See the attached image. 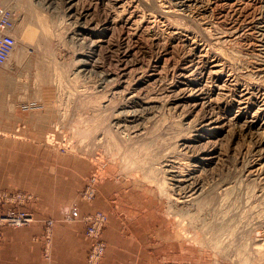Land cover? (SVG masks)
I'll return each instance as SVG.
<instances>
[{"label":"rangeland","instance_id":"374dc122","mask_svg":"<svg viewBox=\"0 0 264 264\" xmlns=\"http://www.w3.org/2000/svg\"><path fill=\"white\" fill-rule=\"evenodd\" d=\"M0 1V264H264V0Z\"/></svg>","mask_w":264,"mask_h":264},{"label":"bare ground","instance_id":"6f19581e","mask_svg":"<svg viewBox=\"0 0 264 264\" xmlns=\"http://www.w3.org/2000/svg\"><path fill=\"white\" fill-rule=\"evenodd\" d=\"M70 1V0H69ZM0 5L1 7L8 11L9 13H11L10 15V18H12V26L11 27H6L7 28V32H10L14 38H15V45H16V37L14 35V29H15V26H16V23H15V17H14V11L9 8V7H6L5 5H3L2 1H0ZM259 12V11H258ZM259 18V17H258ZM235 30V29H234ZM254 30V29H253ZM14 45V47H15ZM13 47V48H14ZM13 52V49L11 50V52L9 53L8 55V58L10 57V55L12 54ZM84 55V54H83ZM6 59V60H7ZM8 61V60H7ZM80 61H82V63H86L85 62V59H80ZM6 62V61H5ZM4 62V63H5ZM88 62V61H87ZM2 63V64H4ZM1 64V65H2ZM83 66V64H82ZM85 66V64H84ZM122 68V67H121ZM263 68V67H262ZM261 68V69H262ZM119 69V68H118ZM78 71H81L80 69ZM120 71V70H119ZM109 75V74H107ZM123 75V74H122ZM184 75V74H183ZM118 76V75H117ZM121 76V75H120ZM119 76V77H120ZM118 77H116L117 79ZM119 79V78H118ZM121 79V78H120ZM177 79V78H176ZM118 81V80H117ZM201 84V83H200ZM181 90V89H180ZM193 92V91H192ZM185 94V92H184ZM191 94V93H190ZM134 95V94H133ZM178 95V94H177ZM181 95V94H180ZM183 95V94H182ZM182 97V96H181ZM180 98V97H179ZM175 99V98H174ZM125 112H123V116L121 117L122 118V121L124 120H130L129 122H132L133 119H134V112L133 111H126L124 110ZM119 117V115H118ZM216 118V117H215ZM119 119V118H118ZM203 120V119H202ZM207 122L203 123V126H204V130L205 131H211V130H214L216 127L218 126H213V123L215 122L212 117H209L207 118ZM118 120H116L115 122H117ZM217 121V120H216ZM120 123V122H119ZM122 123V122H121ZM124 123V122H123ZM118 125V124H117ZM116 125V126H117ZM218 125V124H217ZM123 127L125 128H128L130 130H132L133 132H138L140 129L138 128L139 126L136 125V124H130L128 125H123ZM220 127V126H219ZM122 128V126L120 127ZM127 129V130H128ZM125 131V130H124ZM129 131V130H128ZM201 134V133H200ZM185 149V148H183ZM187 149V148H186ZM187 151V150H184L183 153ZM190 151V150H188ZM187 151V152H188ZM261 151V154L264 152V147L260 150ZM196 153V152H195ZM201 153V152H200ZM198 154V153H197ZM260 155V154H259ZM180 156V155H179ZM264 156V155H263ZM203 159V158H202ZM173 160H174V156H173ZM173 160H168L166 162V170L168 172V181H169V184L172 188V191L176 192V194L179 196L178 198L181 199L183 202L185 203H196L199 201L200 203V198L201 196H203V193L205 194V184L204 182L202 181V179L200 178V176L197 174V175H194L190 169L189 170H183V168H181L180 166H177L174 164V161ZM204 160V159H203ZM176 161V160H175ZM164 164V163H162ZM164 165V166H165ZM184 166V165H183ZM192 167V166H191ZM164 170V169H163ZM162 170V171H163ZM167 181V179H166ZM165 181V182H166ZM164 182V183H165ZM167 184V183H166ZM168 186V187H170ZM168 189V188H167ZM170 189V188H169ZM170 191V190H169ZM167 194H168V191H167ZM171 194V192H170ZM176 195V196H177ZM169 197H172V196H169ZM202 199V198H201ZM196 205V204H195ZM202 205V203H201ZM199 207V206H198Z\"/></svg>","mask_w":264,"mask_h":264},{"label":"built area","instance_id":"2783aa9c","mask_svg":"<svg viewBox=\"0 0 264 264\" xmlns=\"http://www.w3.org/2000/svg\"><path fill=\"white\" fill-rule=\"evenodd\" d=\"M10 15L11 13L4 10L0 5V65L6 61L15 45L14 36L10 32H7L6 28L12 26ZM100 227L101 224H99V229Z\"/></svg>","mask_w":264,"mask_h":264},{"label":"crops","instance_id":"0c3cea01","mask_svg":"<svg viewBox=\"0 0 264 264\" xmlns=\"http://www.w3.org/2000/svg\"><path fill=\"white\" fill-rule=\"evenodd\" d=\"M72 223H73V228L69 233H71V234L77 233V235H80L82 237L81 234H83V233L81 232V230L84 228V226L79 221H73ZM74 225H75V227H74Z\"/></svg>","mask_w":264,"mask_h":264}]
</instances>
